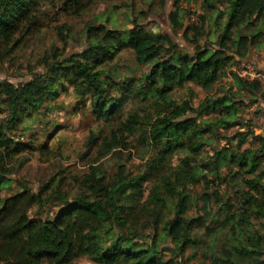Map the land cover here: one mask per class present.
<instances>
[{"label": "trees", "instance_id": "trees-1", "mask_svg": "<svg viewBox=\"0 0 264 264\" xmlns=\"http://www.w3.org/2000/svg\"><path fill=\"white\" fill-rule=\"evenodd\" d=\"M56 1L0 0V50L21 41L42 5ZM182 6L174 0L168 14L172 34L137 18L126 30L90 26L81 51L47 57L43 70L22 84L0 81V190L12 183L8 165L23 148H37L29 124L49 117L61 95L106 124L102 154L122 145L117 134L130 137L138 130L149 153L139 172L130 170L129 159H118L110 177L91 166L75 193L63 191L57 177L36 192L22 185L1 198L0 264H75L81 258L95 264H264L263 135L247 127L229 138L225 150L202 151L218 129L248 126L238 123L243 103L264 97L258 78L228 71L264 44V0H202L214 11L208 30L204 14L185 28ZM67 29H59L61 41H67ZM180 30L191 51L175 42ZM126 52L147 71L121 73L118 60ZM226 75L231 85L212 97ZM190 84L206 93L197 106L173 98ZM113 121L120 123L113 128ZM101 132L91 133L89 146ZM24 134L30 137L23 143ZM235 187L237 210L225 197ZM52 203L53 215L38 216Z\"/></svg>", "mask_w": 264, "mask_h": 264}, {"label": "rangeland", "instance_id": "rangeland-1", "mask_svg": "<svg viewBox=\"0 0 264 264\" xmlns=\"http://www.w3.org/2000/svg\"><path fill=\"white\" fill-rule=\"evenodd\" d=\"M181 3L182 7L186 9L183 19L185 28L189 26L190 22L199 21V16L204 14L205 20H208L205 27L207 30L210 29V18L214 16V11L202 7V0H181ZM221 7L224 10L225 5H221ZM173 10L174 0H58L46 3L42 5L37 22L32 26L30 32L24 36H18L21 39L18 43L7 45L0 50V81L8 80L14 84H22L43 70L47 57L54 55L64 57L81 51L86 43L84 31L90 26L105 25L118 30H126L131 27L130 20L137 18L149 29L172 34L168 23V14ZM63 26L68 28L64 31L67 41H61L58 35L59 29ZM182 31L180 30L179 33ZM173 38L176 43L191 51L187 41L183 40L182 33L174 34ZM258 49L259 53L255 51L253 54L254 61L250 62V59L236 61L228 71H233L247 79H251L249 69L252 70L250 71L252 73H259L264 93V67L258 66L259 63H264V44L260 45ZM254 50L252 49L251 53ZM118 63L121 73H125L130 68L135 69L137 73L147 71L146 67L134 64V56L131 52L124 53ZM247 66L251 68H247ZM231 83V76L226 75L212 88V97L221 95L218 94V88L227 89ZM205 97V92L191 84L189 87L175 90L173 93V98L176 101L180 102L184 98H189L194 106H197ZM72 99V96L61 95L55 102L60 103L59 106L55 107L49 117L42 119L44 123L29 124H32V131L37 134L38 138L34 142L37 148L32 151L23 148L19 156L8 165V168L14 172L10 176L12 183L8 188L0 190V199L9 196L22 185H26L36 192L44 183H48L51 178L57 179V177L62 179L63 191L75 193L79 191L78 182L81 176L89 171L91 166L99 168L106 177H110L115 171V163L118 159H129L128 165L132 171L139 172L143 169L149 153L142 140L143 134L139 130L130 137L127 133L117 134V139L122 145L113 148L107 154H102L103 135L108 132L106 124L96 121L88 114L86 106L74 104ZM259 100L260 102L253 104H249L248 101L243 103L245 107L238 115V123H247L248 126L243 129L239 127L229 130L218 129V138L213 139L210 146H204L202 151L210 156L214 154L215 150H225L230 146L229 138H232L237 132H246L247 127L252 128L255 135L263 134L264 97H260ZM131 106L132 103H128L125 110H129ZM258 109L260 110L257 112ZM48 121L49 124L45 126ZM118 123L120 122L113 121L112 127L115 128ZM43 126L45 128L42 129ZM93 131L95 133L102 131V136H99L95 143L89 146ZM47 133L50 134L47 135ZM29 137V134H24L19 141L24 143L28 141ZM125 143L126 146H124ZM232 143H235L234 139H232ZM249 145V142H246L242 147ZM41 147H45V149L41 150ZM175 163L176 159L174 158L173 164L175 165ZM226 185L227 182L219 185V193L225 194ZM237 190L238 187L232 188L229 196H225L233 199L234 210H237L239 206V202L234 199ZM195 192L200 193L198 187ZM54 205V203L48 204L38 216L53 215L57 209ZM253 223L258 225L257 220L253 219ZM204 241H207L204 244L207 245L209 238L206 236ZM75 264L95 263L81 258ZM187 264H199V262L194 260Z\"/></svg>", "mask_w": 264, "mask_h": 264}, {"label": "crops", "instance_id": "crops-1", "mask_svg": "<svg viewBox=\"0 0 264 264\" xmlns=\"http://www.w3.org/2000/svg\"><path fill=\"white\" fill-rule=\"evenodd\" d=\"M255 51H256V53H259V49H255L252 53L249 54L247 60L250 59V62L254 61V57L255 56L253 54H254ZM258 66H260L262 68V67H264V63L263 64L262 63H259ZM247 68H251V67L247 66Z\"/></svg>", "mask_w": 264, "mask_h": 264}, {"label": "built area", "instance_id": "built-area-1", "mask_svg": "<svg viewBox=\"0 0 264 264\" xmlns=\"http://www.w3.org/2000/svg\"><path fill=\"white\" fill-rule=\"evenodd\" d=\"M250 71H252V70L249 69V75H250L251 79H256V78L259 79L260 78V74L259 73H252Z\"/></svg>", "mask_w": 264, "mask_h": 264}, {"label": "water", "instance_id": "water-1", "mask_svg": "<svg viewBox=\"0 0 264 264\" xmlns=\"http://www.w3.org/2000/svg\"><path fill=\"white\" fill-rule=\"evenodd\" d=\"M262 135H263V137H264V133H263Z\"/></svg>", "mask_w": 264, "mask_h": 264}]
</instances>
